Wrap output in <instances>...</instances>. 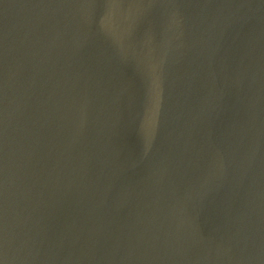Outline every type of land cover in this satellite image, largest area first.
<instances>
[{
	"label": "water",
	"instance_id": "water-1",
	"mask_svg": "<svg viewBox=\"0 0 264 264\" xmlns=\"http://www.w3.org/2000/svg\"><path fill=\"white\" fill-rule=\"evenodd\" d=\"M0 264H264V0H0Z\"/></svg>",
	"mask_w": 264,
	"mask_h": 264
}]
</instances>
